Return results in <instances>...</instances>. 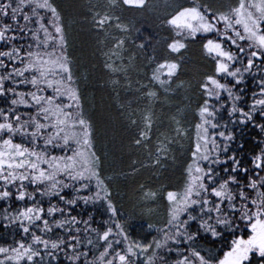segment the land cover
I'll return each mask as SVG.
<instances>
[{
	"label": "snow or ice",
	"instance_id": "obj_1",
	"mask_svg": "<svg viewBox=\"0 0 264 264\" xmlns=\"http://www.w3.org/2000/svg\"><path fill=\"white\" fill-rule=\"evenodd\" d=\"M0 264H264V0H0Z\"/></svg>",
	"mask_w": 264,
	"mask_h": 264
},
{
	"label": "trees",
	"instance_id": "obj_2",
	"mask_svg": "<svg viewBox=\"0 0 264 264\" xmlns=\"http://www.w3.org/2000/svg\"><path fill=\"white\" fill-rule=\"evenodd\" d=\"M88 36L87 35H80L77 34L74 38L75 40V44L77 48H80L82 45L86 44V42L88 41Z\"/></svg>",
	"mask_w": 264,
	"mask_h": 264
}]
</instances>
